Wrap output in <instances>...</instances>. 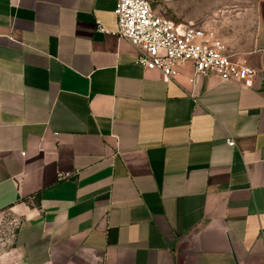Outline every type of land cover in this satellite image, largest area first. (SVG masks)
<instances>
[{
	"label": "crops",
	"instance_id": "0c3cea01",
	"mask_svg": "<svg viewBox=\"0 0 264 264\" xmlns=\"http://www.w3.org/2000/svg\"><path fill=\"white\" fill-rule=\"evenodd\" d=\"M177 1L153 10L190 23ZM117 2L0 0L14 264H264V0L231 53L250 85L211 75L194 98L189 65L165 82L138 63Z\"/></svg>",
	"mask_w": 264,
	"mask_h": 264
},
{
	"label": "built area",
	"instance_id": "2783aa9c",
	"mask_svg": "<svg viewBox=\"0 0 264 264\" xmlns=\"http://www.w3.org/2000/svg\"><path fill=\"white\" fill-rule=\"evenodd\" d=\"M115 14L116 35L138 50V63L146 70H158L169 82L179 66H190L193 98L204 77L214 75L223 82L249 86L257 74L247 59L231 54L215 34L156 14L151 0H118ZM226 144L233 147L235 141L227 139Z\"/></svg>",
	"mask_w": 264,
	"mask_h": 264
},
{
	"label": "rangeland",
	"instance_id": "374dc122",
	"mask_svg": "<svg viewBox=\"0 0 264 264\" xmlns=\"http://www.w3.org/2000/svg\"><path fill=\"white\" fill-rule=\"evenodd\" d=\"M252 0H179L178 10L191 18L192 24L207 30L223 40L230 53H235L237 44H244L251 37L248 27V11ZM152 8L158 11L167 8V0H152ZM214 11H216L214 13ZM157 14V13H156ZM14 223L6 215H0V264H14L18 249L14 243Z\"/></svg>",
	"mask_w": 264,
	"mask_h": 264
}]
</instances>
